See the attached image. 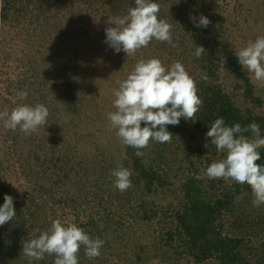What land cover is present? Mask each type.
Returning <instances> with one entry per match:
<instances>
[{
	"label": "rangeland",
	"instance_id": "374dc122",
	"mask_svg": "<svg viewBox=\"0 0 264 264\" xmlns=\"http://www.w3.org/2000/svg\"><path fill=\"white\" fill-rule=\"evenodd\" d=\"M118 1L115 11L109 0H0V111L18 104L49 110L47 123L28 135L0 121V205L5 194L17 202L8 236L16 247L11 264H53L55 256L48 254L30 262L22 245L56 219L104 241L94 259L81 246L79 264H221L218 252L197 261L199 250L182 235L176 216L190 212L196 196L215 201L234 191V181L206 175L227 154L207 142L203 106L195 123L181 118L179 125H167L170 143L150 141L139 157L122 143L108 114L116 111L114 91L138 60L159 58L168 67L179 61L201 83V59L209 53V80L243 111L264 118V85L242 66L241 76L228 69V59L264 37V0H157L158 19L172 26L178 47L153 39L128 57L105 43L108 17L135 6L134 0ZM201 15L211 23L204 28L208 42L198 44L192 35ZM197 45L206 49L200 58ZM25 90L21 100L17 93ZM258 126L264 137V121ZM121 166L132 171V186L123 192L113 175ZM253 199L251 189L240 190L216 212L210 230L236 239V264H264V204L256 207Z\"/></svg>",
	"mask_w": 264,
	"mask_h": 264
},
{
	"label": "clouds",
	"instance_id": "9594fccd",
	"mask_svg": "<svg viewBox=\"0 0 264 264\" xmlns=\"http://www.w3.org/2000/svg\"><path fill=\"white\" fill-rule=\"evenodd\" d=\"M134 3L126 15L108 17L105 43L116 53L123 51L127 57L146 48L153 39L178 47L172 40V26L166 20L158 19L160 5L154 0H134ZM210 23L206 16L201 15L196 27L207 28ZM205 52L203 46L197 45L195 56L200 58ZM235 55L242 68L254 74V80L264 85V37L250 41ZM202 79L207 82L209 77L204 74ZM17 95L24 100L28 92L19 91ZM114 96L116 111L108 114L111 127L118 129L117 136L124 145L135 148L138 157L143 155L141 149L147 148L150 141L170 143L173 134L167 125H179L181 118L195 123L196 113L202 106L197 81L184 65L177 61L168 67L159 58L138 60L134 70L114 91ZM48 116L49 110L44 104L34 107L18 104L10 112L7 108L0 111V121L4 122L5 128L15 131L19 126L25 135L44 126ZM249 130L253 135L251 140L242 134ZM206 139L215 145L218 152L227 154L225 159L207 167V177L249 185L254 196L253 205L259 207L264 204V166L257 163L261 158L259 149L264 147L260 127L255 122L244 128L239 123L228 127L223 118H218L207 131ZM113 175L119 191L132 186L131 169L121 166L113 171ZM237 199H242V196ZM15 215L14 198L5 194L4 203L0 206V226L12 221ZM103 244L102 239L91 238L83 228L56 219L50 229L41 232L38 238L24 242L22 252L30 262L41 260L48 254L55 256L53 264H79L81 246L86 257L94 259L101 255Z\"/></svg>",
	"mask_w": 264,
	"mask_h": 264
},
{
	"label": "trees",
	"instance_id": "16d2710c",
	"mask_svg": "<svg viewBox=\"0 0 264 264\" xmlns=\"http://www.w3.org/2000/svg\"><path fill=\"white\" fill-rule=\"evenodd\" d=\"M112 2L114 10L116 11L119 6L118 0H109ZM195 3L203 4V0H194ZM157 3V0H154ZM208 31L204 27H198V31L194 33L193 39L198 44L207 43L208 41ZM202 46V45H201ZM210 46V45H209ZM213 63L212 54H203L201 59V68L206 70V75L210 76L213 73V66L207 65V63ZM207 68V69H206ZM228 69L230 72H235L238 76L242 75L241 65L239 64L237 57L228 59ZM200 87L201 94L200 98L202 100V106L205 111L202 113L206 126L209 128L211 124L218 118H223L225 125L231 127L237 123L241 125L242 128L247 127L251 123L255 122L257 125L261 121H264L262 115H256L248 111H243L241 107L236 105L230 95L218 85L214 84L210 79L207 82L197 83ZM246 138L253 137L251 131L242 133ZM137 160L139 158H136ZM257 163L264 166V150L261 154V158ZM139 171L143 174L148 173V170L144 165L139 164ZM153 180V179H152ZM232 191L226 190L227 195L225 197H219L215 201L201 199L196 196L193 199L192 206H189L190 212L176 213L177 220L182 226V235L187 239L188 243H191L193 249H198L197 261H202L207 258V255L219 253L218 258L221 260V264H236L238 259L241 260V255L236 250V239L233 237H228L227 235L221 236L217 234L211 235L210 230L213 232L214 216L218 210L222 209L223 205L227 203L230 198L235 196L243 188L251 189L249 185H239L234 183L232 186ZM232 193V194H231ZM1 188H0V199H1ZM1 204L0 206H2ZM17 206V202H14V207ZM24 220V219H23ZM25 221L19 223L21 229L25 227ZM11 221L0 226V264H11L14 259V254L16 252V247L11 244V240L8 238L12 231H9ZM13 225V223H12ZM11 225V226H12ZM14 233H18L17 227H14ZM219 237V238H218ZM13 257V259H11ZM15 261V259H14Z\"/></svg>",
	"mask_w": 264,
	"mask_h": 264
}]
</instances>
